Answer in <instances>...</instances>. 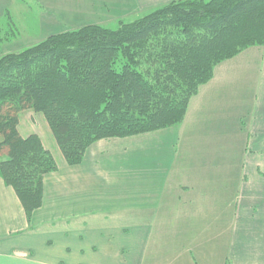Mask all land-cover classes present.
I'll use <instances>...</instances> for the list:
<instances>
[{
  "label": "crops",
  "instance_id": "obj_1",
  "mask_svg": "<svg viewBox=\"0 0 264 264\" xmlns=\"http://www.w3.org/2000/svg\"><path fill=\"white\" fill-rule=\"evenodd\" d=\"M234 60L179 125L98 141L77 166L43 122L20 116V135L36 134L57 170L29 219L0 177V264H264V79L246 101L240 84L216 77Z\"/></svg>",
  "mask_w": 264,
  "mask_h": 264
},
{
  "label": "trees",
  "instance_id": "obj_2",
  "mask_svg": "<svg viewBox=\"0 0 264 264\" xmlns=\"http://www.w3.org/2000/svg\"><path fill=\"white\" fill-rule=\"evenodd\" d=\"M257 46L264 0H183L115 30L87 25L1 56L0 177L29 219L57 166L36 134L20 135L22 113L41 114L77 166L98 141L179 125L216 66Z\"/></svg>",
  "mask_w": 264,
  "mask_h": 264
},
{
  "label": "rangeland",
  "instance_id": "obj_3",
  "mask_svg": "<svg viewBox=\"0 0 264 264\" xmlns=\"http://www.w3.org/2000/svg\"><path fill=\"white\" fill-rule=\"evenodd\" d=\"M175 1L183 0H4L0 3V57L8 53H20L51 35L75 31L87 25L95 24L115 30L120 23L134 22ZM252 49H260V55H264V46L248 48L238 54V58L231 59L235 60L228 63L229 68H220L216 72L217 79L227 74L228 80L234 81L236 86L240 84L237 93L245 96L246 101L253 96L251 86L254 79L258 77L256 82L264 79V75H259L256 63L259 57L248 52ZM246 51L248 54L242 56ZM233 87L230 86L236 93ZM21 119L22 122L37 126L43 122L47 128L41 114L24 112ZM236 210H231V227L239 225ZM234 260L232 258L224 264H237Z\"/></svg>",
  "mask_w": 264,
  "mask_h": 264
}]
</instances>
